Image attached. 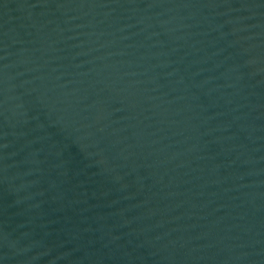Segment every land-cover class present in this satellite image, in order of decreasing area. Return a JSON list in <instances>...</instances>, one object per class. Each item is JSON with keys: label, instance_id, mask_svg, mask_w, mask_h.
Masks as SVG:
<instances>
[{"label": "water", "instance_id": "1", "mask_svg": "<svg viewBox=\"0 0 264 264\" xmlns=\"http://www.w3.org/2000/svg\"><path fill=\"white\" fill-rule=\"evenodd\" d=\"M0 264H264V0H0Z\"/></svg>", "mask_w": 264, "mask_h": 264}]
</instances>
